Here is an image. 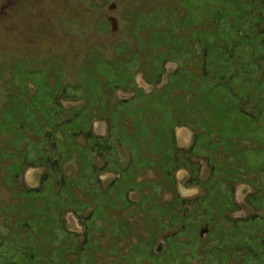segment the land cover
Masks as SVG:
<instances>
[{"label": "rangeland", "instance_id": "1", "mask_svg": "<svg viewBox=\"0 0 264 264\" xmlns=\"http://www.w3.org/2000/svg\"><path fill=\"white\" fill-rule=\"evenodd\" d=\"M214 1L216 0H0V117L3 115L5 119L4 123H0V264H22L25 260L24 253L28 252L22 245L26 243L24 236L29 233V228L32 229L29 236H33V241L39 242L36 244L40 247V255H43L34 264H59L57 252L62 250L63 257L59 259L62 264H264V103L259 100V92L264 89V32L260 34L263 37L259 42L262 54L259 53L261 56L255 59L258 63L254 66V53L257 52H253L251 46L244 43V48L235 45L236 39L239 40L240 30L237 32L233 29L225 16L220 19V27H216L213 20L214 6L211 8ZM258 11L256 6L252 13L257 15ZM110 16L116 18L115 29L112 28ZM260 17H257L261 20L256 25L257 28L264 26V17ZM213 27L222 32L221 39L228 36L225 38L226 55L233 51L235 53L229 63L228 74L232 76L227 80L221 77L209 78L206 84L196 75L208 74L203 64L205 47L214 37L215 44L211 47H215L218 53L224 51V42H216ZM251 66L254 68L250 74ZM50 74L60 84L55 96L47 93L44 87L40 91L34 88H40L44 83L50 91ZM181 74L183 77L179 83L177 79ZM118 75L127 77L122 80V84L128 83L121 86L115 82ZM177 83L182 85V89L176 86ZM188 86L197 93L190 92ZM164 87L171 89L168 90L171 91L170 95L181 92V105L185 106L186 103L191 105L195 98L201 96H206L211 106H224L230 99L229 106L233 108L228 111L230 116L226 114L223 125L220 128H204V137L213 142L216 138L221 142L232 136L236 138L241 134L245 135V132H241L242 111L249 118L256 115L257 120L249 127L255 136L243 138V142H237L233 147L237 161L234 162L236 164L231 163L235 171L228 175L226 159L221 151L214 153L208 148L204 151L197 150L199 155L187 154L195 136L191 124L180 123L174 128V145L177 149L175 155L176 161H179L176 163L185 166L176 172V180L187 181L189 187L199 180L212 179L213 172H216L217 176L222 177L218 194L233 207L232 211L227 212L222 207H209L208 201L202 209L194 207L198 197L203 194V188L198 187L194 194L183 196L177 192L178 183L177 189L170 190L171 183H167L165 187L163 179L158 176L160 173L152 166L146 167L147 161L160 155L152 156L150 147H146L145 143L141 150L139 148L134 152L132 150L137 145L129 146L127 143L131 149L121 145L114 136L116 134L110 131V116L115 113L119 103L132 102L133 97L139 100L150 98L152 92L158 96L164 91ZM139 89L142 92L140 96L136 92ZM30 92L34 94L31 95ZM65 92L72 96L65 97ZM162 99L167 100L166 94ZM177 99L178 97L173 100L174 105L167 103L169 109L164 114L169 119L177 110H181L182 115L185 114V111L178 108ZM49 106L59 115V120L64 121L63 126L58 129L65 138L58 132L55 136L50 135L48 128L39 126L35 108L44 111ZM128 106L125 108H129ZM163 106L158 102L153 108L162 109ZM18 108L22 114L17 117L14 110ZM77 111L83 112V119L89 124L85 134L79 132L81 130L78 128V133L67 129L66 125L71 123L74 112ZM221 111L220 108L215 110V120H223ZM65 116L70 120L65 121ZM123 117L126 128L132 132L134 114ZM83 119H76L75 122L79 124L77 126L83 124ZM232 120H235L237 130L231 126ZM58 123L55 121L54 124ZM144 128L149 130L148 126ZM9 138L13 140V145L9 144ZM94 142L98 143L99 152L93 154L91 162L90 155L78 158L74 152L62 154L65 144L73 143L79 147L82 144H93L94 147ZM36 150L39 158L37 164H26L16 177L14 170H20L24 156L27 154L35 157ZM44 155L49 156L43 159ZM4 161L6 163L2 164ZM133 165L135 171L129 183H132L134 190L125 191L122 200L143 203L144 197L139 201L140 195H147L152 201L156 193L158 203L163 204L176 196L191 197L192 200H189L192 203L187 204L189 200L184 198L178 205L180 208L176 210L179 215L186 217L185 230L177 232L178 235L174 237L166 236L182 226L176 221L164 224V232L152 242L146 229L149 217L146 211L142 210L137 219L131 220L136 226L130 228L127 224L117 222V217H125L122 211L115 213L104 209V205L111 206L104 199L106 191H111L115 181H120L124 169L130 168L132 171ZM77 166H86L89 172L78 173ZM47 174L57 179L58 183L54 187L51 180H47ZM76 174L82 186L94 183V186L90 183L92 188L89 192L87 189L82 191L77 185L74 179ZM43 178L46 187L37 190L41 189ZM64 180L65 184L61 185ZM143 181L145 183L141 188L137 186L136 182ZM154 182L157 184V192L149 184ZM67 184L69 188H66ZM67 189L76 197L77 205L82 204L83 209L58 215L60 218L57 219L62 222L63 227L57 231L53 227L54 222L48 223L53 217L40 205L37 207L38 214L44 212L46 215L44 219L36 216V207L30 203L34 194L60 196ZM232 198L238 203L236 207L231 202ZM28 199L30 206L25 203ZM90 199L95 205L81 202ZM77 212L79 214L76 215ZM89 213H92L90 218ZM72 214L79 217L84 226L87 224L94 228L96 225L98 230L105 232L102 245H109L113 241L122 249L119 250L113 244L107 249L108 252L104 249L96 252L98 262L95 258L90 259L86 249L89 245L94 247L98 239L89 234L88 241L80 243L83 232L71 231L67 227ZM105 221H111L113 226L107 228ZM151 223L154 224L153 228H157L154 222ZM115 226L120 231L118 236L113 235ZM202 227H207L208 231L200 236L198 231ZM126 228L127 231L129 228V235L125 233ZM52 229L56 231L55 234ZM69 231L76 233V236ZM66 234L72 239L69 240L70 244L60 242ZM2 236H6L3 241ZM139 237L145 238L142 248L133 254L132 248L139 243ZM124 241L129 242L125 246L127 254L123 251L124 246H121ZM160 241H163L161 251L156 252ZM51 246L54 247V263L49 260L52 258L47 253ZM106 253L109 256L105 257L103 263V254Z\"/></svg>", "mask_w": 264, "mask_h": 264}, {"label": "trees", "instance_id": "2", "mask_svg": "<svg viewBox=\"0 0 264 264\" xmlns=\"http://www.w3.org/2000/svg\"><path fill=\"white\" fill-rule=\"evenodd\" d=\"M212 6H214L213 11H214L215 16H213L214 17L213 20H215V22H216V24H215L216 27H218V28L220 27V19H223L225 16L227 18V21L229 22L230 26L233 29L237 30V32H238V30H240V32H238L239 40L236 39L235 45L237 47L239 46V48L240 47L244 48V46H242L244 43V45L246 44L248 46H251L253 52H255V51L257 52V54L254 53L255 54L254 55V66H255V64L258 63V61L255 59H257L258 56H261L260 54H262L261 49H259V45H260L259 42H260V40L262 41L263 36H261L260 34L262 32H264V31H262L264 29V26L257 28L256 25L261 22V20L257 18L258 15H259V17L261 16L260 18L264 17V13H263L264 0H216L212 3L211 8H212ZM256 6H258V9H259V11L257 12L258 13L257 15L252 13V10H254L256 8ZM222 16H223V18H222ZM216 27H213L212 32L214 34L213 33L212 34L214 36H216V39H217L216 42H219V40L221 42H224V44H223L224 45V51L218 53V50L215 47H211L212 44H215L213 42V40L215 41L214 37H212V39L209 41V43L205 47L206 48V55L203 58V64H204L205 70L208 74L201 75L200 73H196V75L198 76V78H201L200 80L204 81L206 84H207V80H209V78L218 79V77L219 78L221 77V78H224L227 80L232 76V74H228V73H230V70H229L230 64L229 63H230V60H231L233 53H235V52L233 51L232 53L231 52L228 53V56L226 55L227 41L225 38H227L228 36L225 38L222 37V39H221L220 33H222V32L219 29H217ZM223 30H224V28H223ZM98 59H99V57H98ZM253 68L254 67H252V66L250 67V74L253 72V70H252ZM248 72H249V69H248ZM52 77H53V79H52ZM182 77H183L182 74L178 76L177 81L179 83H180ZM49 78H50V79H48L49 86H51L50 91L47 90L44 83H42V86L40 88L36 87V86H34V88L36 90L40 91V89L42 87H44V89L47 93L50 92L55 96L57 94V91H59V88H60L59 87V85H60L59 80L54 78V76H52L51 74L49 75ZM126 78L127 77H124L122 75H118L115 78V82H117L121 86H124V84H127L128 82L122 84V82H123L122 80H124ZM176 86L178 88L182 87V85H179L178 83L176 84ZM129 87H131V86H129ZM188 87H189L190 92L197 93L195 90H193L194 88H192L190 86H188ZM163 90L164 91L161 92L160 95H158V96H157V94H154V92H152V97H150V98H141L139 100L137 97H135V98L133 97L132 102L127 101L128 103H124V104L119 103L118 104V107H116V109H115V113H113L110 116V121L112 123L110 131L112 132V134H114V133L116 134L114 136L117 137L120 144L123 146L126 145L127 148L130 145H137V148H134L132 150L135 152L139 148L141 150V146L143 145V143H145L146 147H150V149H151L150 154H152V156L154 155L155 157H157L156 154L160 155V157H157L154 160L147 161L148 166H146V167L152 166L151 168L154 167L156 172L158 174L160 173L158 176H159V178L163 179V182L165 183V187H166L167 183L168 184L171 183L172 189H170V190L177 189V181L178 180H176L177 176L175 177L176 172L179 170V168L185 167V166H180L179 164L176 163L179 161H176L177 159H176V155H175L177 152V149L174 145V142H175L174 141V128H176L180 123L181 124L187 123V124L192 125V129H193L194 135H195L193 145L191 146L190 150H188L189 153H187V154L199 155V154H197L198 153L197 150L204 151V149H208V148L211 151H213L214 153L221 151L224 154V159H226L225 160L226 165H227L226 170H228V171H226L227 175L230 172H234L235 169L233 167H231V163H234L235 161H237L235 159L237 154L235 153V150L233 149V147L236 146L237 142H239V143L243 142L242 141L243 138H246L248 136H255L254 131H251L249 129V127H252L253 122L257 120L256 115H253L249 118L242 111L241 121H242L243 126L241 129V132L242 133L245 132L244 133L245 135L241 134L239 137H236V138H234L232 136L231 138H228L227 141H221V142H220L219 138H216V141L213 142L212 140H208V138L204 137L203 133L206 132V130L204 128L206 127V128L210 129V128H212V126H214L216 128H220L223 125V123L226 120L225 119L226 114H229L228 111H230L233 108V106L232 107L229 106L231 104L229 102L230 99L228 102H225L224 106L219 105V104H218V106L217 105L211 106L210 101L206 100V96H204V97L201 96L200 98H195V100H193V103L191 105H190V103H186V106H185V105H181V103L183 104V102L180 100V98H181L180 93L181 92L179 94H176V95H170L169 93H171V91H168V90H171V89L167 90L164 87ZM136 92H137L138 96L142 95L141 89L137 90ZM30 94L33 95L34 93L30 92ZM165 94H166L167 100L162 99V97L164 98ZM64 96L65 97H71L72 95H66V92H65ZM176 97H178V99L180 100L179 101L177 99V101H176L178 108H181L183 111H185V114L182 115V113L180 112L181 110L180 111L177 110V112L173 115V117L171 119H169L167 117V115L164 114V111L167 110V112H168V109H169L168 104L171 103L172 105H174V101H175L174 99H176ZM259 100L262 101V103H264V89H261L259 92ZM139 102H140V104H138ZM158 102L163 104L164 108L154 109L153 108L154 105L157 104ZM13 103H12V105H13ZM12 105H11V107H12ZM125 105L126 106L129 105L128 106L129 108H125L126 107ZM219 108L222 110L221 113L223 116V120L222 119L215 120V118H214L215 110H217ZM155 110H158L159 112L157 111L158 112L157 113V112H155ZM263 110H264V105H263ZM14 111L16 112L17 117L22 114L19 111V108L15 109ZM35 112H36V119H37V121H39V126L41 128H48L50 135L55 136L56 132H58L64 136L63 138H65V135L63 133H61L60 130L58 129L59 127L63 126L62 122H64V121H62V119L59 120L60 119L58 117L59 115H57L55 113V111H52L51 106L47 107L44 111H42L40 109L37 110L35 108ZM150 112L153 114H150ZM173 112H175L174 109H173ZM74 113H75V116L71 119V123L66 125V126H68L67 129L78 133L77 132V128H78L79 130H81L79 132L85 134L86 133L85 130L87 129V126L89 124L87 121H85L83 119V115H82L83 112L77 111ZM208 113H210L209 116H208ZM130 114H134V116H135V120L133 122L134 124L133 123H132L133 125L131 124V126H133V130H131L132 132H130L128 130V128H126V123L124 122V117H123V115H130ZM149 114L152 117H150ZM229 116H230V114H229ZM80 118H81V120L82 119L84 120V121H82L83 124H81V126H77L79 124L75 121H76V119H77V121H79ZM188 119H191V120L189 121ZM64 120L69 121L70 119L66 118V116H65ZM55 121H57L59 123L54 124ZM232 121H233V124H231V126L235 130H237L238 127L236 125H234L235 120H232ZM1 122L2 123L5 122L3 115L0 117V123ZM145 126L149 127L148 131L145 130V128H144ZM117 127H118V129H117ZM56 129H57V131H56ZM127 130H128V132H127ZM66 131H65V134H66V137H68V135H67L68 133ZM201 133H202V135L200 136ZM249 133H250V135H249ZM8 141H9L10 145H13L12 139L9 138ZM127 143L129 144V146ZM97 144L98 143H95L94 147L92 146L93 144L88 145V146H86V144H82V146H81L82 148L74 145L73 143L72 144L69 143L68 145L65 144V146L63 147V150H62V154L66 155V154H69L71 152H74L78 156V158L81 155L82 156L90 155L89 156V162H91L93 159V154L99 152L97 149ZM129 149H131V147H129ZM37 152L38 151L36 150V156L35 157H30L27 154L24 156V159L21 161L20 170H19V168L16 171L14 170V172L17 174L16 177H18L20 175L21 170L27 166L26 164H28V165L29 164H31V165L37 164V159H39V158H37V156H38ZM17 153H19V152H16V154ZM48 156L49 155H44L43 159L48 158ZM91 156H92V158H91ZM78 160L79 159H77V163H78ZM107 162H109V161H107ZM5 163H6V161H4L2 164H5ZM234 164H236V163H234ZM146 167L144 166L143 168H146ZM78 169H79L78 173L80 172V173L84 174V173L89 172V170L86 166H81V167L79 166ZM132 171L130 168L124 169L123 174L120 178V181L119 180L117 182L115 181L111 191H106L107 194L105 193L106 196H104V199H106L111 204V206L109 207V206L104 205V209L107 212L113 211L115 213L122 211V213L125 217L124 218L117 217V222L119 224H121V222H122V224H127V227H130V228L132 226H136L135 223L133 224L132 223L133 221H131V220L137 219V216L140 214V212L142 210L146 211L147 214L149 215V217L147 219L146 229H148V231H149V234H150L149 239L152 242H154L155 238H157L156 237L157 235H160V233L164 232V229L166 227L164 224H171L172 222L176 221L177 223H179L182 226L179 229H177V231L172 232L171 234H166V236L174 237V236L178 235L177 232L185 230L186 224L184 223V221L186 220V217H183L182 214L179 215L176 210H178L180 208V207H178V205L180 204L181 201H184L185 199L189 200V198L176 196V197H173L172 200L168 201L167 203L159 204L158 203V201H159L158 194L155 193L156 196L155 197L153 196L152 201H150V199L148 198L147 195H140L139 201H140L141 197H144L143 203L142 202L134 203L133 201H123L122 200V199H124L123 194L125 191H127L128 189L134 190V188L131 187L132 183H129V180L134 175V171H135L134 165H133ZM217 175L218 174L216 172H213L212 179L210 178V180L209 179L201 180V181L199 180V182L195 183L196 185H200L201 188H203V194L198 197V200L193 205L194 207L196 206V207H199L202 209V208H204V206H206L207 201H208V202H210V204L208 205L209 207L210 206L211 207H213V206L214 207H222V208H226L227 212L232 211L233 207H230L228 204V201L226 199H224L221 194H218V192L220 190L219 189L220 185L222 183V177L220 175L219 176H217ZM46 178H47V180H51L50 182L52 183L53 187H54L55 183H58V181L55 177H51L48 175ZM84 178H85V175H84ZM74 179L77 181V185L80 186L82 191L84 189H87V191L89 192V190L92 188V186L90 185V183H92V182L82 186V184L79 183L80 180H79L78 174H76ZM143 183H145V182L144 181L143 182H136L137 186H139L140 188L143 185ZM183 183L185 186L190 185L185 180L183 181ZM64 184H65V180H64L63 184H61V185H64ZM92 184L94 186V183H92ZM149 184H150V186H152L151 188H153L155 192L158 191L156 189V187H157L156 182H154L153 184H151V183H149ZM195 184H191V185H195ZM68 186H69V184L66 185V188ZM45 187H46V181L43 178L41 189L38 188L37 190H43ZM28 191H31V190H28ZM177 192H178V190H177ZM84 194L86 195V193H84ZM234 198H235V195H234ZM234 198H232L231 202L236 207L238 205V203L235 201ZM91 199H92V197H91ZM91 199L89 201H81V202L86 203V204L90 203V204L95 205ZM31 200H32L31 201L32 203H30L29 199H28L25 202L26 205H29V203L35 205L36 216L41 217V219H44V216L46 214H44V212L42 214L41 213L38 214L39 208L37 209V207L39 205H40L39 207H43L47 211L49 216L53 217V218H50L48 220V223L50 221L54 222L53 227L56 228L57 231L59 228L62 229V227H63L62 222L58 221V219L60 218V216L58 217V215L67 213L70 210L82 208V206H81L82 204L77 205L76 197L71 195L69 189L64 190L60 196H55L54 194H51V195H45L44 194V195L38 196L37 194H34V196ZM190 200H192V199H190ZM190 200H189V202L187 201V204L192 203V202H190ZM140 203H142V204H140ZM99 204L101 205L102 202H100ZM184 207L182 210H184ZM124 209H128V211H126ZM173 210H175L174 212L177 215H175ZM50 211H51V213H49ZM28 214H29V212H27V215ZM77 214H79V213L77 212L76 215ZM91 214L92 213H89L88 218H90ZM57 217H58V219H57ZM99 220L102 221L101 219H99ZM165 221H167L168 223H166ZM151 222H154L157 225V228H155V226L153 228L152 225H154V224H152ZM48 223H46L45 229L48 228ZM104 224H106L107 228H109L110 226H113V223L111 221L108 223L105 221ZM145 224H146V222H145ZM16 225L17 224H15V226ZM8 227H11V225ZM38 227H40V229L42 228L40 226V224H38ZM97 227L98 226L95 225L94 228H90L86 224V229L88 230V232L87 233L84 232L83 239L81 240L82 242L79 241L80 243H86L88 241L89 234L92 238L96 237L98 239V242L95 244L94 247L89 245L88 249H86L87 253L90 254V259L95 258L96 262H98V259L96 258V252H98L99 250L104 249V250H106V252H108L107 249L109 250V247L111 248V246L113 244L119 250L122 249L121 247H119V245L117 243H115L113 241L112 242L110 241L109 245H102L101 242L104 238L103 234H105V232L104 231L102 232L101 229L98 230ZM115 228H116V226L114 227V229ZM154 229H156L155 232H154ZM125 230H126L125 233H127L129 235L130 234L129 228H128V231H127V228ZM27 231L29 233H32V229H30V228ZM55 232L56 231L54 229H52V233L55 234ZM29 233L25 236L23 235L24 241L26 240V243H24L22 246L26 247L28 252L24 253L23 256H24L25 260L22 262V264H34V262H37L38 259H40L43 256V255H40V249H38L40 247H39V245L36 244L39 242L33 241L32 240L33 236H29ZM70 233H72L76 236V233H73V232H70ZM119 233H120V231H117L115 229L113 235L118 236ZM39 235L40 234H38V236ZM64 237L62 238V240H60L61 243L64 244L66 242H69V240L72 241V239L70 237H68V235L64 236ZM5 238H6V236H5ZM5 238H4V236H2V241ZM12 239L15 240L14 237ZM53 239H55V237ZM144 239H142L140 237H139V239H137L139 243H136L134 245V247L132 248L134 250L133 254L135 252H138L142 248V242ZM76 242L78 244L77 239H76ZM124 243L126 245L129 244L128 241H124ZM47 244H49V243H47ZM69 244H70V242H69ZM50 245H53V244H50ZM52 247L53 246H51V248L49 250H47V253H49L50 257L52 258L49 260L52 261V263H54V261L56 259L53 258L55 253L53 250L54 247L53 248ZM63 252H64L63 250L61 252H57L56 258L60 259L61 257H63ZM107 256H109V254H107V253L103 254V261L105 260V257H107ZM59 259H58L59 264H62L63 262L62 261L60 262ZM43 261L47 262L46 259H44Z\"/></svg>", "mask_w": 264, "mask_h": 264}, {"label": "water", "instance_id": "3", "mask_svg": "<svg viewBox=\"0 0 264 264\" xmlns=\"http://www.w3.org/2000/svg\"><path fill=\"white\" fill-rule=\"evenodd\" d=\"M112 6H114V4ZM109 19L111 21L112 28L115 29L117 27L116 18L110 16ZM197 190H198V187H185L181 181L178 182V191L183 196H190L191 194H194V192ZM67 226L71 230H75V231L79 230V227H78L76 220L73 216L69 217V222H68ZM206 231H208V228H202L200 231V234L203 235L204 232H206ZM156 250L161 251V241L158 243Z\"/></svg>", "mask_w": 264, "mask_h": 264}, {"label": "flooded vegetation", "instance_id": "4", "mask_svg": "<svg viewBox=\"0 0 264 264\" xmlns=\"http://www.w3.org/2000/svg\"><path fill=\"white\" fill-rule=\"evenodd\" d=\"M179 181H181L182 184L184 185L183 181H182V180H179V179H178L177 183H178ZM184 186H185V185H184ZM192 186H195V187H201L200 185L196 186V184H195V185H192ZM192 186H189V187H192ZM185 187H188V186H185ZM185 198H187V197H185ZM190 198H191V197H189V199H190ZM186 206H187V205H186ZM72 215H73V214H72ZM73 217L75 218L76 223H78V224H77L78 227L80 226V227H79L80 229L78 230V232H83V234H84V232L87 233L88 230L86 229V226H84L83 221L80 220V218H78L77 216H74V215H73ZM67 224H68V222H67ZM81 226H82V227H81ZM67 227H68V226H67ZM202 228H207V227H202ZM202 228H201V229H202ZM70 230H71V229H70ZM71 231H75V230H71ZM200 231H201V230L198 231V235L200 234ZM206 232H207V231H206ZM203 235H205V232H204ZM203 235L200 234V236H203ZM163 238H164V237H163ZM162 242H163V241H162ZM162 242H161V248H162ZM121 246H124V250H123V251H124V253L127 254V250L125 249V246L127 247V245L123 242V244H121ZM156 248H157V246H156ZM123 251H121V252L123 253ZM155 251H156V252H160V251H157V250H155ZM132 253H133V252H132ZM132 253H131V254H132ZM131 254H130V256L133 255V254H132V255H131ZM134 254H135V253H134ZM130 256H129V258H130ZM103 263H105V260L103 261ZM124 263H125V262H124ZM109 264H111V263H109ZM114 264H119V263H114Z\"/></svg>", "mask_w": 264, "mask_h": 264}]
</instances>
